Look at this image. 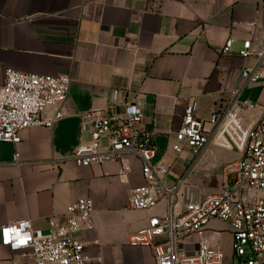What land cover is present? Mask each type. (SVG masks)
I'll use <instances>...</instances> for the list:
<instances>
[{"label": "crops", "instance_id": "0c3cea01", "mask_svg": "<svg viewBox=\"0 0 264 264\" xmlns=\"http://www.w3.org/2000/svg\"><path fill=\"white\" fill-rule=\"evenodd\" d=\"M230 39L231 50L223 53ZM246 40L264 53V0H0V83L6 69L72 79L62 118L50 129L22 132L15 147L0 144V227L29 220L33 230L46 231L50 218L61 223L72 203L87 198L94 227L79 235L86 264H154L151 251L129 246L128 237L162 215L165 203L146 211L129 206L130 191L144 184L133 157L125 173L116 162L73 164V150L89 141L80 116L141 102L154 160L169 166L167 180L174 184L190 161L171 149L184 111L196 103L194 116L210 129L211 114L241 87V70L260 60L238 54ZM259 71L264 74V59ZM239 100L255 105L241 114L251 126L264 114V78L242 88ZM15 151L18 165L11 164ZM238 159L235 151L209 145L187 175L190 192L196 199L218 193L223 167ZM206 235L223 252V264H234L229 225L212 221ZM182 250L195 254L197 238ZM8 259L31 262L27 252L0 246V262Z\"/></svg>", "mask_w": 264, "mask_h": 264}, {"label": "built area", "instance_id": "2783aa9c", "mask_svg": "<svg viewBox=\"0 0 264 264\" xmlns=\"http://www.w3.org/2000/svg\"><path fill=\"white\" fill-rule=\"evenodd\" d=\"M232 43L227 40L222 52H230ZM238 54L260 60L256 66L241 70V87L231 91L224 109L211 114L210 129L194 116L196 103L184 111L171 149L176 155L189 154L190 161L174 184L167 180L169 166L161 159L154 160L153 132L146 126L141 102H129L123 111L112 106L91 109L80 116V131L89 141L73 150V164L88 168L116 162L125 173L129 171L128 158L133 157L141 165L144 184L130 191L129 206L146 211L164 201V213L150 217L143 228L128 237L129 246L151 251L154 264H223V252L212 246L206 235L212 221L229 225L234 264H264V198L254 196L264 193V114L245 126L241 114L255 105L239 100L242 88L264 78L259 71L264 53H255L246 40ZM71 81L69 75L23 74L6 69L0 83V144L15 147L22 132L34 127L50 129L62 118L59 108L67 100ZM51 108L56 111L42 118ZM209 145L235 151L239 159L223 167L218 193L196 199L189 190L187 175ZM18 157L15 151L11 164L18 165ZM93 209L90 199H79L67 208L61 223L50 218L46 231L33 230L29 220L9 222L0 227V246L10 252H27L30 264H86L79 235L93 229ZM5 230H10L7 237ZM194 237L197 252L189 255L182 248ZM0 264L16 263L8 259Z\"/></svg>", "mask_w": 264, "mask_h": 264}, {"label": "rangeland", "instance_id": "374dc122", "mask_svg": "<svg viewBox=\"0 0 264 264\" xmlns=\"http://www.w3.org/2000/svg\"><path fill=\"white\" fill-rule=\"evenodd\" d=\"M254 196L257 198V199H262V198H264V193H256V194H254Z\"/></svg>", "mask_w": 264, "mask_h": 264}, {"label": "snow or ice", "instance_id": "6c2138e0", "mask_svg": "<svg viewBox=\"0 0 264 264\" xmlns=\"http://www.w3.org/2000/svg\"><path fill=\"white\" fill-rule=\"evenodd\" d=\"M8 231H10V230H5V233H4L5 237H7ZM11 231H14V230H11ZM6 242H7V240H6ZM20 243L23 244V243H25V241L21 240Z\"/></svg>", "mask_w": 264, "mask_h": 264}]
</instances>
